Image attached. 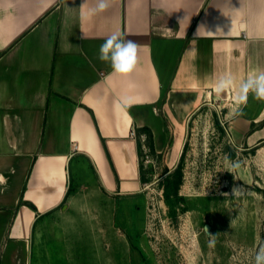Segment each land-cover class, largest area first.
I'll return each mask as SVG.
<instances>
[{
    "label": "crops",
    "instance_id": "1",
    "mask_svg": "<svg viewBox=\"0 0 264 264\" xmlns=\"http://www.w3.org/2000/svg\"><path fill=\"white\" fill-rule=\"evenodd\" d=\"M83 3L0 0V264L126 257L141 136L153 161L177 164L205 106L235 146L264 141V101L249 93L231 114L241 81L264 71V0H113L91 18ZM114 32L139 46L131 73L98 59ZM226 75L236 87L218 95Z\"/></svg>",
    "mask_w": 264,
    "mask_h": 264
},
{
    "label": "rangeland",
    "instance_id": "2",
    "mask_svg": "<svg viewBox=\"0 0 264 264\" xmlns=\"http://www.w3.org/2000/svg\"><path fill=\"white\" fill-rule=\"evenodd\" d=\"M222 112L197 111L177 164L141 161V209L126 228L129 254L116 264H253L264 245V141L235 146Z\"/></svg>",
    "mask_w": 264,
    "mask_h": 264
},
{
    "label": "clouds",
    "instance_id": "3",
    "mask_svg": "<svg viewBox=\"0 0 264 264\" xmlns=\"http://www.w3.org/2000/svg\"><path fill=\"white\" fill-rule=\"evenodd\" d=\"M112 3L113 0H95L94 6H87V0H84L81 7L86 8L87 17L91 18L106 12ZM83 17L84 13H82ZM138 47L135 42L126 40L121 33L114 32L100 45L98 59L101 62L108 63L113 73L120 75L128 74L135 68ZM235 87L236 84L231 75L220 77L214 84L218 95ZM249 93L253 94L254 99L264 101V71L250 73L245 80L241 81L234 96L236 107L232 110L231 114L233 116L243 115L240 106L247 104ZM233 191L236 195L238 189H234ZM214 244V238L210 239L209 246L212 247ZM253 264H264V245H260L255 251Z\"/></svg>",
    "mask_w": 264,
    "mask_h": 264
},
{
    "label": "built area",
    "instance_id": "4",
    "mask_svg": "<svg viewBox=\"0 0 264 264\" xmlns=\"http://www.w3.org/2000/svg\"><path fill=\"white\" fill-rule=\"evenodd\" d=\"M103 75V74H102ZM131 137L133 138V139H137V137H138V134H137V132L135 131V130H133L132 132H131ZM141 140H142V142L144 143V146H143V158H142V161H143V159H145V161L147 162V163H151V162H153V159H152V156H151V151H150V148L146 145V143L148 142V138H147V135H143V136H141ZM77 148V146L75 147V149ZM1 153V152H0Z\"/></svg>",
    "mask_w": 264,
    "mask_h": 264
},
{
    "label": "trees",
    "instance_id": "5",
    "mask_svg": "<svg viewBox=\"0 0 264 264\" xmlns=\"http://www.w3.org/2000/svg\"><path fill=\"white\" fill-rule=\"evenodd\" d=\"M147 131V133L149 134V136H150V131L149 130H146ZM148 142H149V147L151 148L150 150L151 151H153V141H152V136H151V139H150V137L148 138ZM184 158V154L182 155V157H181V160ZM179 169L180 168H178L177 169V173H178V171H179ZM180 172V171H179ZM179 184L180 183H178L176 186H177V188H179ZM172 186V182H169L166 186H165V188L168 190V189H170V188H172L171 187Z\"/></svg>",
    "mask_w": 264,
    "mask_h": 264
},
{
    "label": "water",
    "instance_id": "6",
    "mask_svg": "<svg viewBox=\"0 0 264 264\" xmlns=\"http://www.w3.org/2000/svg\"><path fill=\"white\" fill-rule=\"evenodd\" d=\"M209 230H210V226L207 225V226H206V231L209 232Z\"/></svg>",
    "mask_w": 264,
    "mask_h": 264
}]
</instances>
